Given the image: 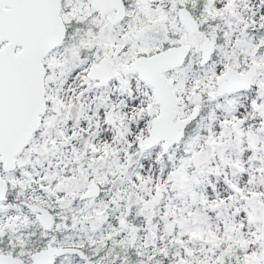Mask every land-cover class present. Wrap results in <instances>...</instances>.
I'll use <instances>...</instances> for the list:
<instances>
[{"label": "snow or ice", "instance_id": "1", "mask_svg": "<svg viewBox=\"0 0 264 264\" xmlns=\"http://www.w3.org/2000/svg\"><path fill=\"white\" fill-rule=\"evenodd\" d=\"M0 264H264V0H0Z\"/></svg>", "mask_w": 264, "mask_h": 264}]
</instances>
